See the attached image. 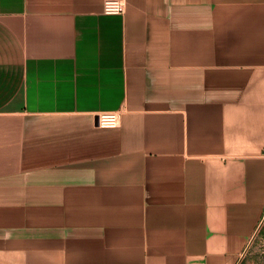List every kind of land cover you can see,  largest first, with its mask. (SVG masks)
Instances as JSON below:
<instances>
[{
	"label": "crops",
	"instance_id": "0c3cea01",
	"mask_svg": "<svg viewBox=\"0 0 264 264\" xmlns=\"http://www.w3.org/2000/svg\"><path fill=\"white\" fill-rule=\"evenodd\" d=\"M122 1L0 0V264H240L262 223L264 0Z\"/></svg>",
	"mask_w": 264,
	"mask_h": 264
},
{
	"label": "built area",
	"instance_id": "2783aa9c",
	"mask_svg": "<svg viewBox=\"0 0 264 264\" xmlns=\"http://www.w3.org/2000/svg\"><path fill=\"white\" fill-rule=\"evenodd\" d=\"M105 9L110 13H123L126 10L125 3L122 0H106ZM121 120L120 111L103 112L98 115V123L105 128H116Z\"/></svg>",
	"mask_w": 264,
	"mask_h": 264
},
{
	"label": "rangeland",
	"instance_id": "374dc122",
	"mask_svg": "<svg viewBox=\"0 0 264 264\" xmlns=\"http://www.w3.org/2000/svg\"><path fill=\"white\" fill-rule=\"evenodd\" d=\"M263 226H264V218L254 238L252 239L250 246L248 247V249L246 250V253L242 257V260L246 258L247 264H259L258 262H259L261 253L264 252V233H262Z\"/></svg>",
	"mask_w": 264,
	"mask_h": 264
},
{
	"label": "trees",
	"instance_id": "16d2710c",
	"mask_svg": "<svg viewBox=\"0 0 264 264\" xmlns=\"http://www.w3.org/2000/svg\"><path fill=\"white\" fill-rule=\"evenodd\" d=\"M262 233H264V226H263V228H262ZM259 264H264V252L263 253H261V256H260V259H259V262H258ZM240 264H247V262H246V258H244L241 262H240Z\"/></svg>",
	"mask_w": 264,
	"mask_h": 264
}]
</instances>
